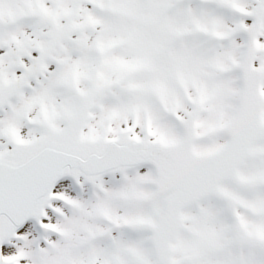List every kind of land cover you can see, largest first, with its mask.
<instances>
[{"label": "snow or ice", "instance_id": "6c2138e0", "mask_svg": "<svg viewBox=\"0 0 264 264\" xmlns=\"http://www.w3.org/2000/svg\"><path fill=\"white\" fill-rule=\"evenodd\" d=\"M0 264H264V0H0Z\"/></svg>", "mask_w": 264, "mask_h": 264}]
</instances>
